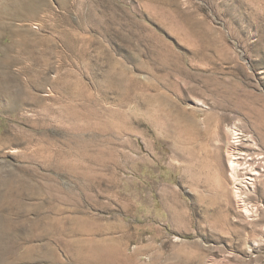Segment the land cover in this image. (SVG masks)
<instances>
[{"label":"rangeland","instance_id":"1","mask_svg":"<svg viewBox=\"0 0 264 264\" xmlns=\"http://www.w3.org/2000/svg\"><path fill=\"white\" fill-rule=\"evenodd\" d=\"M33 1L0 0V264H264V0Z\"/></svg>","mask_w":264,"mask_h":264},{"label":"bare ground","instance_id":"2","mask_svg":"<svg viewBox=\"0 0 264 264\" xmlns=\"http://www.w3.org/2000/svg\"><path fill=\"white\" fill-rule=\"evenodd\" d=\"M37 7H38V5L35 4L33 6L27 7L26 9L27 10L28 9L34 10ZM68 109H70V110H68L70 112H67L69 115L67 114V116H65L66 119L71 120V119H74L75 117H77V112H75V110H73L72 108H68ZM59 112H60V110H59ZM63 116L64 115H62V117ZM232 134L234 136L233 137L234 140L232 142L236 143V141L239 142V140H240L239 138L241 137V134H243V133L240 130L232 128ZM239 153L246 155V157L243 158L242 157L243 155L241 156V155L236 154L233 149L230 151V157H229V161H228L229 169H230V175L236 184V194H237V196H239L241 198V200L243 202V203L242 202L241 203L244 205L243 206L244 211L250 212L251 209H250L249 203L246 201V199H244L245 195H243L241 193V188L238 185L241 184L240 186H245V188L246 187L250 188V184H254V181L257 180V176H260L262 173H261V170L259 171V169L256 168V166L254 165V162L250 161V160H254V158H256V157L248 156L249 154L245 151L239 152ZM256 156L258 157V159H262V163L264 164V155L261 153H258ZM239 158H243L244 160L241 161V160H239Z\"/></svg>","mask_w":264,"mask_h":264},{"label":"crops","instance_id":"3","mask_svg":"<svg viewBox=\"0 0 264 264\" xmlns=\"http://www.w3.org/2000/svg\"><path fill=\"white\" fill-rule=\"evenodd\" d=\"M32 2H33V3H35V4H37V2H36V1H33V0H32ZM1 9H3V8L1 7Z\"/></svg>","mask_w":264,"mask_h":264}]
</instances>
